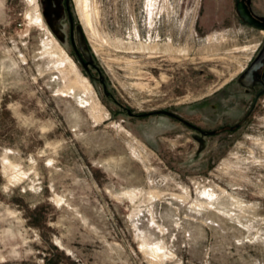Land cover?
Instances as JSON below:
<instances>
[{
	"label": "rangeland",
	"instance_id": "obj_1",
	"mask_svg": "<svg viewBox=\"0 0 264 264\" xmlns=\"http://www.w3.org/2000/svg\"><path fill=\"white\" fill-rule=\"evenodd\" d=\"M0 264H264L235 0H0Z\"/></svg>",
	"mask_w": 264,
	"mask_h": 264
},
{
	"label": "water",
	"instance_id": "obj_2",
	"mask_svg": "<svg viewBox=\"0 0 264 264\" xmlns=\"http://www.w3.org/2000/svg\"><path fill=\"white\" fill-rule=\"evenodd\" d=\"M248 1L249 0H235L236 12L242 22L264 33V21H260L251 15L246 6Z\"/></svg>",
	"mask_w": 264,
	"mask_h": 264
}]
</instances>
